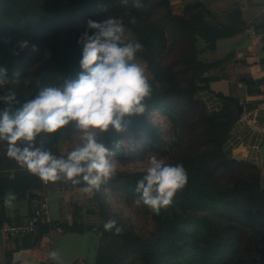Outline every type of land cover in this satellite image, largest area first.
Segmentation results:
<instances>
[{
    "label": "trees",
    "instance_id": "16d2710c",
    "mask_svg": "<svg viewBox=\"0 0 264 264\" xmlns=\"http://www.w3.org/2000/svg\"><path fill=\"white\" fill-rule=\"evenodd\" d=\"M138 2L142 7L135 6L137 0H0V69L6 70L9 80L0 87V96L9 90L16 93L19 104L13 111L35 98L42 88L59 87L65 79L75 78L82 71V47L78 41L88 31L87 21L103 23L114 17L122 20L126 31L143 45L144 50L137 56L147 64L152 95L146 100L147 109L142 116L126 118L124 132L110 129L100 134L105 146L118 157L122 156L123 147L117 145L126 137L132 135L136 141L147 137L151 139V151L167 155L171 150H167L169 140L149 122L156 110L164 113L176 134L187 135L186 128L197 132L198 141L179 150L175 163L185 168L188 183L176 194L172 205L156 213L138 203L151 221L149 232H139L119 216L109 218L104 195L109 191L120 194L126 203L137 202L136 184L146 170L118 172L99 191H94L98 207L86 212L77 207L73 224H65L64 230H92L99 234L95 264H264V183L260 170L235 160L225 150L227 136L238 121V103L232 95L234 83L231 95H215L223 107L212 113L203 111L192 120L193 105L200 104L195 93L206 90L205 83L216 77L206 79L202 74L198 82L193 79L183 85L163 63L165 53L178 37L200 40L208 50L215 47L218 38L231 36L235 29L211 25L207 20L211 8L199 3ZM22 42H27L28 47L22 48ZM197 58L198 50L191 46L185 61L187 71L204 72L211 66L228 64L229 59L209 65ZM223 77L235 82L226 71ZM5 107L0 101V111ZM74 132L75 126L70 125L55 135L41 134L35 146L60 156L59 141ZM174 144L179 147L180 141ZM53 184L61 190L84 186L64 180ZM41 185L43 180L7 156V143L0 141V192L25 196L39 191ZM85 213H98L104 222L86 226L80 220ZM108 220H114L122 231H105L103 225Z\"/></svg>",
    "mask_w": 264,
    "mask_h": 264
},
{
    "label": "clouds",
    "instance_id": "9594fccd",
    "mask_svg": "<svg viewBox=\"0 0 264 264\" xmlns=\"http://www.w3.org/2000/svg\"><path fill=\"white\" fill-rule=\"evenodd\" d=\"M135 6L142 7L138 0ZM87 28L78 41L82 71L75 78L65 79L59 87L42 88L15 111L14 106L19 104L16 93L9 90L0 96L6 105L0 111V141L7 143V156L45 182L83 184L80 192L84 196L99 191L118 171L119 162L111 158L114 153L100 134L110 129L124 132L126 118L142 116L146 100L152 95L147 65L137 59L143 45L126 37L123 21L114 17L103 23L89 20ZM21 47L27 48V42ZM8 82L6 70L0 69V87ZM70 125L82 134V143L66 157L35 146L41 134L55 135ZM146 160V174L136 184L137 203L159 213L171 206L176 194L185 188L188 174L182 164H168L154 153ZM15 199L14 193H6L5 206L12 207ZM103 226L105 231H122L114 220ZM48 255L55 264H62L57 250Z\"/></svg>",
    "mask_w": 264,
    "mask_h": 264
},
{
    "label": "crops",
    "instance_id": "0c3cea01",
    "mask_svg": "<svg viewBox=\"0 0 264 264\" xmlns=\"http://www.w3.org/2000/svg\"><path fill=\"white\" fill-rule=\"evenodd\" d=\"M178 2L208 6L211 12L207 20L211 25L235 29L231 36L218 38L213 49H201L205 64L213 65L229 58L228 64L204 70L203 78H216L205 83L207 88L202 92L214 97L216 94L229 96L234 83L233 99L243 107V113L227 136L225 150L235 160L256 166L264 183V0ZM225 71L235 82L223 77ZM5 194L0 192V264H55L48 255L52 250L60 253L62 264H95L99 234L92 230H64L65 224H73L77 207L85 211L95 208L94 193L84 196L80 189L61 190L43 184L39 191H30L25 196L15 195L12 207L5 206ZM43 197L47 198L50 208L47 227L23 235L3 231L6 226H25L37 201ZM80 220L86 226L104 222L87 213ZM37 237H40L38 241Z\"/></svg>",
    "mask_w": 264,
    "mask_h": 264
},
{
    "label": "rangeland",
    "instance_id": "374dc122",
    "mask_svg": "<svg viewBox=\"0 0 264 264\" xmlns=\"http://www.w3.org/2000/svg\"><path fill=\"white\" fill-rule=\"evenodd\" d=\"M125 35L126 37H130L132 39L134 38L133 34L129 31H126ZM169 42L171 41L169 40ZM191 46H195L197 48V60L204 64L200 52V49L203 48L202 42H200V40L193 41L188 38L178 37L175 43L171 44V47H169L163 58V63L167 65L171 69L172 73L175 75L174 79H177L183 85H187L193 79L195 80V82H198L199 78H201L203 74V71L201 69L195 74L192 70L187 71L185 68V61L190 56ZM46 55L48 57L49 53H46ZM137 59L145 63V61H143L138 56ZM147 73L148 79H150L151 75L148 70V67ZM195 98L196 100L200 101V104L193 105L194 111L191 112L192 115L190 116L192 120H195L196 117H198L203 111L205 113H212L219 106H224V103L219 98L216 99V97L214 96L206 95L202 91H197L195 93ZM149 122L153 127H158L161 133L164 132L163 135L166 137V139L169 140L170 143L167 148L168 151L171 149L170 152L167 155L161 156L155 151H151L149 149L148 142H151V139L145 137L139 141H136L132 135H129L120 143L122 144L121 147H123L122 156L111 157L119 162L117 173L120 171L130 172L146 170L148 166L146 158L152 153L156 154L159 158H163L166 163L175 165V162L179 159L180 156L179 150L184 149L187 143L195 144L198 141V137H196L197 132L194 128H186L187 135H180L179 133L176 134L167 117L164 115L163 112H160L158 110L152 113ZM81 135L82 134L75 129V132L69 138L60 140L58 144L60 149V156H65L68 152L72 151L77 146H80L82 143ZM178 140L180 141L179 147L178 144H174ZM50 185V187H53V182H50ZM79 189L80 188H78L77 190ZM104 195L106 198L105 206L108 211L109 218L114 219L116 218V216H119L124 220L128 221L130 225L134 226L139 232L142 233L148 230L150 231L152 229L151 221L141 211L137 202L133 204L126 203L125 199L120 194H113L109 191H105ZM94 199V202H96L95 207H98V203L96 201L95 196ZM83 211L86 212L87 210ZM89 215H92L95 219L103 220L101 215H99L98 213Z\"/></svg>",
    "mask_w": 264,
    "mask_h": 264
},
{
    "label": "built area",
    "instance_id": "2783aa9c",
    "mask_svg": "<svg viewBox=\"0 0 264 264\" xmlns=\"http://www.w3.org/2000/svg\"><path fill=\"white\" fill-rule=\"evenodd\" d=\"M50 182L43 181L44 185H48ZM50 223V208L47 198L43 197L40 201H37L33 208V212L29 218L28 223L25 226H6L3 231L8 234L23 235L28 233H35L42 226H46Z\"/></svg>",
    "mask_w": 264,
    "mask_h": 264
},
{
    "label": "water",
    "instance_id": "95a60500",
    "mask_svg": "<svg viewBox=\"0 0 264 264\" xmlns=\"http://www.w3.org/2000/svg\"><path fill=\"white\" fill-rule=\"evenodd\" d=\"M236 110H237L236 115L239 118L242 115V113H243V107L241 105H237L236 106ZM31 196H33L35 198L37 197V195H31Z\"/></svg>",
    "mask_w": 264,
    "mask_h": 264
}]
</instances>
